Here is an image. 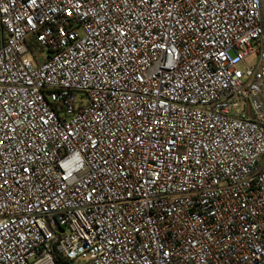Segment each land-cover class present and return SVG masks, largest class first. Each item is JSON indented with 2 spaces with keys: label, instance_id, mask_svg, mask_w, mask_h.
Listing matches in <instances>:
<instances>
[{
  "label": "built area",
  "instance_id": "2783aa9c",
  "mask_svg": "<svg viewBox=\"0 0 264 264\" xmlns=\"http://www.w3.org/2000/svg\"><path fill=\"white\" fill-rule=\"evenodd\" d=\"M0 264H264V0H0Z\"/></svg>",
  "mask_w": 264,
  "mask_h": 264
},
{
  "label": "rangeland",
  "instance_id": "374dc122",
  "mask_svg": "<svg viewBox=\"0 0 264 264\" xmlns=\"http://www.w3.org/2000/svg\"><path fill=\"white\" fill-rule=\"evenodd\" d=\"M35 52V55L36 56H40V55H44V56H46L47 55V51H43V52H40V51H38V50H36V51H34ZM256 58H257V55H253V56H251L250 58H249V60H248V64L250 65V66H254V64L256 63ZM239 69L240 70H244L245 69V66L244 65H240L239 66Z\"/></svg>",
  "mask_w": 264,
  "mask_h": 264
},
{
  "label": "trees",
  "instance_id": "16d2710c",
  "mask_svg": "<svg viewBox=\"0 0 264 264\" xmlns=\"http://www.w3.org/2000/svg\"><path fill=\"white\" fill-rule=\"evenodd\" d=\"M30 47H31V51L34 53V57L37 58L36 55H35V52H34L36 50L34 44L30 43Z\"/></svg>",
  "mask_w": 264,
  "mask_h": 264
}]
</instances>
